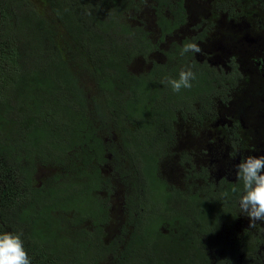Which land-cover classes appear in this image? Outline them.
I'll return each instance as SVG.
<instances>
[{
  "label": "trees",
  "instance_id": "16d2710c",
  "mask_svg": "<svg viewBox=\"0 0 264 264\" xmlns=\"http://www.w3.org/2000/svg\"><path fill=\"white\" fill-rule=\"evenodd\" d=\"M260 91L264 0H0V233L31 264H219L243 184L197 134L245 142L247 104L263 130Z\"/></svg>",
  "mask_w": 264,
  "mask_h": 264
},
{
  "label": "flooded vegetation",
  "instance_id": "af4514ba",
  "mask_svg": "<svg viewBox=\"0 0 264 264\" xmlns=\"http://www.w3.org/2000/svg\"><path fill=\"white\" fill-rule=\"evenodd\" d=\"M247 28L248 26L246 27V29ZM191 34H193V32H191ZM135 69H140L141 71L138 73V71H136ZM132 70L135 74H141L145 72V69L142 65H140V62L138 64H135ZM259 94L264 95V91H260ZM238 99L240 98L238 97ZM259 103L261 107H264V97L259 99ZM248 110L249 105L247 104L245 110L239 113L242 115V118H246L249 121L248 126H245V129L247 131L243 135L246 138L245 142L243 139L238 140L235 138L236 132L234 131V121L228 120L227 116H225V118L228 121L226 123V125L228 124V129L225 131L226 125L220 122L218 125L216 124V126H214L213 130L215 132V136L209 138L211 141H215L216 135H224L223 137L220 136L219 141L220 144L224 147V153L221 152L222 148L218 150L215 157H219V160L214 161L223 164V167H228V169L232 168L235 171L236 165H238L242 159H245L248 156H260L256 150V144H254V141L251 139L252 134L254 133H252V130L256 125L251 122L250 117H261V114L259 112L253 113L251 110L248 112ZM237 117L241 118V116ZM193 124L196 125L197 123ZM251 127L252 129L250 130ZM194 128L199 133H204L202 129L196 128L195 126ZM259 128L263 129L259 133L264 132L263 125H259ZM185 146H187V143L180 142L178 144V147L181 150H183L184 148L182 147ZM218 174L220 176L223 175L222 172H219ZM175 181L177 182L178 179ZM238 216H240L241 222L233 235L226 233L227 235L224 238L226 241V245L222 246L221 252H219L218 254V256L220 257L219 259L221 261L224 260L223 262L226 264H264V223H257L255 227L250 228V221L245 215L241 214L240 208Z\"/></svg>",
  "mask_w": 264,
  "mask_h": 264
},
{
  "label": "clouds",
  "instance_id": "9594fccd",
  "mask_svg": "<svg viewBox=\"0 0 264 264\" xmlns=\"http://www.w3.org/2000/svg\"><path fill=\"white\" fill-rule=\"evenodd\" d=\"M190 52L199 54L202 49L196 42H187L180 54ZM195 79L196 74L188 66L179 72L178 78H166L162 83L179 93L182 89H190ZM236 174L243 184V193L239 199L240 212L249 219V227L253 228L257 223H264V155L242 159L236 165ZM0 264H31L21 234L0 233Z\"/></svg>",
  "mask_w": 264,
  "mask_h": 264
},
{
  "label": "rangeland",
  "instance_id": "374dc122",
  "mask_svg": "<svg viewBox=\"0 0 264 264\" xmlns=\"http://www.w3.org/2000/svg\"><path fill=\"white\" fill-rule=\"evenodd\" d=\"M252 39L248 38L247 40H245V44H251V45H254L255 42H252L251 41ZM136 71H138V73L141 71L140 69H135ZM223 117H221L220 121L217 122V125L222 122L224 123V125H226V123L228 122L227 119L225 118V115H222ZM224 118V119H223ZM182 131H185L186 133H191V132H188L187 129H185V126H182ZM198 135V139H199V142L201 140H203V142L199 143V147H202L205 145V148H209L210 150V155L215 157L218 150H220L221 148V152L224 153V147L220 144V142L218 143H213L211 144L210 143V137H214L215 136V133L213 132H209V133H206V135H201V134H197ZM216 137H219V135H216ZM206 141H205V140ZM251 139L254 141V144H256L257 148V152L259 153L260 156L264 155V132H261L259 133L255 128H254V133L252 134V137ZM200 148V149H202ZM118 194V198L115 202V207H118V204L117 202L119 201V197H120V191L118 189L117 191ZM116 210V214H118V212H120V208L118 209H115Z\"/></svg>",
  "mask_w": 264,
  "mask_h": 264
}]
</instances>
